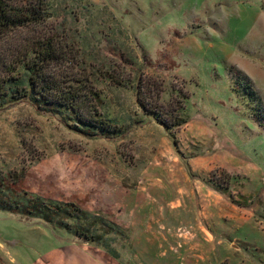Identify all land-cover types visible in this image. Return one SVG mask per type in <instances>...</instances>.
Segmentation results:
<instances>
[{"label":"rangeland","instance_id":"374dc122","mask_svg":"<svg viewBox=\"0 0 264 264\" xmlns=\"http://www.w3.org/2000/svg\"><path fill=\"white\" fill-rule=\"evenodd\" d=\"M50 3L48 27L116 79L158 82L186 123L169 133L106 78L113 133L30 100L0 106L1 190L81 209L64 218L73 231L0 209V264H111L104 249L112 264H264V0Z\"/></svg>","mask_w":264,"mask_h":264},{"label":"trees","instance_id":"16d2710c","mask_svg":"<svg viewBox=\"0 0 264 264\" xmlns=\"http://www.w3.org/2000/svg\"><path fill=\"white\" fill-rule=\"evenodd\" d=\"M51 8L50 0H0V106L30 100L38 108L57 111L89 130L113 133L116 128L100 113L103 91L96 82L106 78L118 86L135 89L142 107L153 113L169 133L186 123L183 112L160 102L163 88L158 82L144 76L137 80L135 76L116 79L114 67L88 60L86 50L70 39L66 27H48ZM118 56L123 63L131 60L126 52L120 51ZM254 115L260 118L257 111ZM3 185L0 179V209L49 221L58 218V227L73 231L65 219L80 212L75 203L62 204L30 194L20 202L21 197L15 193L3 192ZM75 233L87 243L99 237L84 229ZM104 250L111 258L119 259L115 250Z\"/></svg>","mask_w":264,"mask_h":264},{"label":"crops","instance_id":"0c3cea01","mask_svg":"<svg viewBox=\"0 0 264 264\" xmlns=\"http://www.w3.org/2000/svg\"><path fill=\"white\" fill-rule=\"evenodd\" d=\"M104 251H101V255L103 256V257H105V258H107L108 257V259H110L111 260V264L112 263H118L120 260L122 261V257H119V259H114V258H111L107 253L105 254V253H103Z\"/></svg>","mask_w":264,"mask_h":264}]
</instances>
